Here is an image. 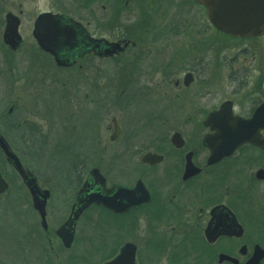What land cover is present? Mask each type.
Segmentation results:
<instances>
[{
  "label": "flooded vegetation",
  "instance_id": "obj_1",
  "mask_svg": "<svg viewBox=\"0 0 264 264\" xmlns=\"http://www.w3.org/2000/svg\"><path fill=\"white\" fill-rule=\"evenodd\" d=\"M214 35L232 39L194 0H0V140L22 167L0 148V198L11 193L29 213L12 220L17 231L0 223V264H58L62 254L63 264H264V146L210 161L225 144L209 128L250 119L264 82L254 80L245 111L231 98L209 104ZM166 123L191 138H162ZM91 195L114 204L83 207Z\"/></svg>",
  "mask_w": 264,
  "mask_h": 264
},
{
  "label": "water",
  "instance_id": "obj_2",
  "mask_svg": "<svg viewBox=\"0 0 264 264\" xmlns=\"http://www.w3.org/2000/svg\"><path fill=\"white\" fill-rule=\"evenodd\" d=\"M201 4L207 12V18L209 22L220 32L225 33L234 38H252L260 37L264 35V0H196ZM219 114V113H217ZM230 114V113H229ZM216 114H213L209 119L215 118ZM235 123L232 125H210L209 128L214 130V139L216 142H222L225 144L222 153L213 152L210 161L219 159L222 155H230L234 150L243 144H251L254 146H264V140L260 139V131L264 130V104L259 106L252 117L248 120L240 118L234 119ZM178 135L173 136V142H178ZM177 141V142H176ZM209 139H206L207 146H209ZM0 148L5 154V157L9 163L22 174V167L16 156L9 151L4 141L0 140ZM212 149V148H211ZM221 156V157H222ZM153 159V156L146 155L144 161ZM95 173V172H94ZM99 179L100 183H104V179L100 175L93 174V178ZM24 178V177H23ZM26 179V178H24ZM33 180L27 182V185L33 184ZM7 185L3 181L0 175V193L5 191ZM33 188H31L32 191ZM143 190L141 182L137 184V187L133 192ZM121 192V191H120ZM131 192V193H133ZM34 207L41 213V217H44V203L37 202ZM92 203L102 204L108 208L113 206L111 198L103 197L100 195H91L86 199V204ZM130 205L135 206L139 203L135 197L131 200ZM82 209V208H81ZM81 211L78 209L74 215V220L78 217ZM71 222V221H69ZM69 222L61 227L58 232L59 237L62 239L65 246H69L72 243V236L65 231L66 227H69ZM64 234V235H63ZM130 245H127L121 255L125 256ZM132 248V247H131ZM122 259L119 258L110 264H119Z\"/></svg>",
  "mask_w": 264,
  "mask_h": 264
},
{
  "label": "rangeland",
  "instance_id": "obj_3",
  "mask_svg": "<svg viewBox=\"0 0 264 264\" xmlns=\"http://www.w3.org/2000/svg\"><path fill=\"white\" fill-rule=\"evenodd\" d=\"M197 18V22H199L198 29H200V24L202 23V20H200L199 14L197 15ZM214 38L215 40H222V42H218V46L213 47L212 62L210 63L208 68L205 69V71L208 72L207 75L211 77V83L209 85V89H211V93L209 95V104H216L217 102L225 98H231L235 102V110L237 112L245 111V109L249 108L253 103L252 99L247 100V96H255V94L253 95V91H251L253 90V87L257 88V86L254 84V80L258 77L261 79L262 82H264V38L258 40H233V38H228L224 40L223 38H220L215 35ZM262 87L264 89V83H262ZM179 129H181L184 138H191L192 128H179L175 125L171 126L168 123H166L164 132L160 135L162 136V138L168 139L172 131H180ZM146 145L148 144L145 143V148ZM135 147V150L142 151L141 142L135 143ZM137 160H140V156H138V158H134L133 162H137ZM60 161H64V159H57L54 162V166L58 169L64 168V165H62ZM253 171L254 169L251 170V172ZM140 174L142 173L139 170L133 171L130 180L133 179L135 181L137 176ZM53 176L55 179L59 177V175L55 172L53 173ZM71 194L72 191L68 192L66 198H70ZM10 195L11 193L8 195V197L5 196L0 198V223L10 220L12 225L10 227V230L17 231L15 226L17 225V223H15L14 225L13 222L12 224V220H15L17 214H27L28 212L25 211L24 207H14L10 203V200H8L9 198H11ZM53 205L54 213H57L56 216H59V209L57 208L58 205ZM87 227L85 229V241L83 242L85 243V249L81 248V251L84 254L88 255L90 253L89 248L92 247V245L89 244V240L91 241L90 238L94 236V233L89 228L94 227L92 224H89ZM1 233L2 229L0 228V234ZM120 236L122 237L125 235L121 234ZM141 236L142 235H139L136 240V242L139 244V247L143 246V244H141V242L143 241V237L141 238ZM94 251H97V249ZM94 251H92L91 253H95ZM103 253L104 252H102V254ZM92 254H89V257L92 256ZM25 257L28 260L29 254H25ZM57 259L59 260V263L56 261V259L55 263L57 262L58 264H63L65 255H59V258ZM93 262L94 261L92 260L89 263L91 264Z\"/></svg>",
  "mask_w": 264,
  "mask_h": 264
}]
</instances>
